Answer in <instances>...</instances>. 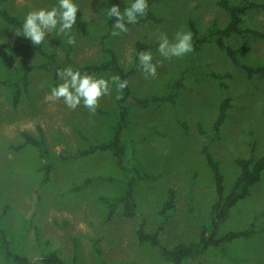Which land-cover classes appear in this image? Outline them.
Returning a JSON list of instances; mask_svg holds the SVG:
<instances>
[{
  "label": "rangeland",
  "instance_id": "rangeland-1",
  "mask_svg": "<svg viewBox=\"0 0 264 264\" xmlns=\"http://www.w3.org/2000/svg\"><path fill=\"white\" fill-rule=\"evenodd\" d=\"M220 0H159L152 13L162 22H139L127 25L128 31L113 37L104 10L118 3L127 6L132 0H74L79 12L77 22L69 34L59 29L46 34L44 48L53 56L64 59L63 49L55 43L71 35L75 38L73 60L80 65L101 63L108 57L102 52L101 42L112 48L125 72L133 65L137 45L148 47L153 63L157 64L155 78H145L142 71L128 81L134 94L143 98L167 94L173 83L182 80L175 102L147 108L135 103L126 105L129 125L123 128L121 140L126 147L129 164L152 176L140 181L135 189L138 214L133 219L123 215L119 207L116 215L107 219L108 208L102 197L114 198L123 194L127 177L120 170L112 152L96 153L83 158L69 157L55 160L48 182H45L47 161L34 146L20 148L21 132L27 131L39 138L42 127L48 149L60 155L63 149H87L90 145L109 143L113 136L115 116L91 113L81 103L69 109L63 100H46L58 83L53 72L34 70L29 75V88L21 103L14 107L13 87H0V191L1 212L5 230L12 238V247L28 257L31 264H42L41 251L35 242V230L48 250L56 252L65 262L76 264H170L157 249L140 244L136 236L145 220L146 230L155 233L158 213L169 190L176 193L177 210L166 231L161 235L167 247L196 242L202 227L191 213L200 211L209 224L211 209L216 202L213 173L203 154L218 119L221 104L229 99L227 118L217 138L209 144L213 159L218 162L225 177L226 191L238 177L239 158L259 159L264 155V79H249L243 70L232 64L224 51L215 44L201 46L194 64L210 66L216 73L230 75L215 80L199 72L188 71L189 53L181 58L165 59L158 52V36L166 34L173 40L178 31H190L194 22L200 34L214 25L224 28L229 23L228 13L220 8ZM263 3L264 0H250ZM239 4L241 0H230ZM58 6V0H8L7 9L24 20L26 14L41 8ZM244 28L264 33V11L256 9L244 18ZM18 30L0 20V56L15 66L40 65L45 62L31 49L11 51L28 41ZM235 49L248 47V53L239 56L249 66L264 65V39L253 36H233L226 39ZM15 76L11 67L0 60V80ZM112 73L95 75L109 82L110 94L104 96L97 109L112 112L120 91L112 82ZM186 123L188 129L181 126ZM201 129V130H200ZM79 132L87 140L79 136ZM38 209L35 213V205ZM33 224H30V221ZM254 228L250 238H241L225 247H211L198 258L186 264H264V174L262 181L251 189V195L240 202L229 219L221 226L219 237L229 232ZM76 241V248L73 244ZM98 240L102 251L99 257L93 242ZM0 264H6L0 249Z\"/></svg>",
  "mask_w": 264,
  "mask_h": 264
},
{
  "label": "trees",
  "instance_id": "trees-1",
  "mask_svg": "<svg viewBox=\"0 0 264 264\" xmlns=\"http://www.w3.org/2000/svg\"><path fill=\"white\" fill-rule=\"evenodd\" d=\"M8 0H0V20L4 22L7 26L14 28L18 31L22 29V24L24 20L18 16L12 14L6 7V2ZM159 0H148L149 8L147 15L142 17L144 21H152L156 24L162 22V19L158 18L152 13V7ZM133 2V0H132ZM219 6L225 10L229 15V23L226 27L221 28L214 25L208 32L200 34L198 28L194 22H190V31L193 34L192 45L193 51L189 53V64L187 70L184 71L183 76L187 74L188 71L197 69L199 72L205 74L206 76L213 78L215 80H223L224 78L231 77L230 75H222L216 73L210 66L207 65H197L194 64V58L196 57L201 46L205 44H215L221 51H224L228 58L231 60L232 64L244 71L249 79L254 77H260L264 79V65L261 66H249L241 63L239 56L244 53H248L250 49L248 47H242L235 49L228 46L226 39L233 36H253L257 38L264 39V33L251 28H244V18L249 12L261 9L264 11V2L256 3L250 0H241L239 4H232L230 0H220ZM123 12L127 6H120ZM107 22L109 27L112 29V25L115 22L114 18L107 16ZM68 39V38H67ZM67 39L64 41H56L64 51V59H59L53 56L51 53L47 52L44 48L43 43L36 46L31 43L28 39L27 42L15 45L13 47H8L11 51H17L22 49H31L39 56L43 57L45 62L40 65H28V66H15L10 61L5 60L0 56L2 62L7 63L11 69L14 71L15 76L11 80L1 81V86L13 87L15 90L13 105L18 107L21 103L22 95L24 91H28L29 88V75L34 70H43L53 72L55 82H59L60 79L57 75L58 71L66 68L73 67L74 70H79L81 73L87 72L90 75H99L103 73H112L114 75H119L121 80H129L132 76L136 75L138 72L142 71L138 67L137 54L148 47L141 44L137 45L136 51L133 55V65L131 69L125 72L120 64L119 58L116 52L107 47L105 40L101 42L102 52L108 57L106 61L101 63H93L80 65L77 64L73 58L72 53L74 50L73 45L67 43ZM182 78L175 81L171 87V90L162 96H152L149 98H143L134 94L128 85L123 91H120L119 99L115 103V107L112 112L97 109L96 114L99 115H114V128L112 133V140L109 143H101L99 145H90L87 149H63L60 151V155L52 153L46 144L44 131L42 127H38L39 138L33 136L27 131L21 132L24 144L18 148L22 149L26 146H34L39 150L41 158L47 161V166L45 167V182H48L49 175L51 172V166L55 160H65L69 157L83 158L96 153L112 152L117 159L118 166L121 171L124 172L127 179L123 183V194L119 197L108 198L102 197L100 201L103 202L107 208V219L111 220L115 215L119 207L123 208V215L127 219H133L138 214V203L135 197V189L140 181H150L154 179L152 176L140 171L136 166L129 164L126 159V147L121 140V133L123 128L129 125V111L126 107L129 103H135L141 107L147 108L150 106L159 105L162 103L173 104L177 98L181 88L183 87ZM230 108V100H225L220 106V112L218 119L213 127L211 133H204L201 129V134H204L209 138V142L203 147V154L207 159L208 166L210 167L215 183L216 190V202L211 209V219L209 224H207L200 211L191 208V213L198 221L199 225L202 227L201 234L198 241L191 242L189 244H178L173 247H167L163 244L161 235L166 231V228L175 215L177 210L176 205V193L174 190H169L167 198L158 213L157 230L155 233H149L146 230V221L144 220L138 227L136 231V236L140 244H147L155 249H157L159 255L163 260L170 264H186L187 260L201 257L205 252L211 247H225L227 244L232 243L235 240L241 238H250L256 233V229L251 228L242 231L229 232L223 236L219 237V232L221 226L229 219L231 211L238 206V204L246 200L251 195V189L255 187L262 181V175L264 174V155L257 159L254 154L250 158H239L236 163L240 169L238 177L234 180L228 192L225 187V177L222 174L218 162H216L209 151V143L218 137L219 132L226 121L227 112ZM181 126L187 130L188 126L186 123L181 122ZM79 136L87 140L83 133L79 132ZM1 199V191H0ZM39 202L35 205V213L38 209ZM7 208L1 212V202H0V249L5 253L6 264H31L28 257L22 255V253L12 247V238L5 230L3 224V217L5 215ZM33 224V221H30ZM35 242L37 248L41 251L40 261L42 264H76V257L72 263L65 262L56 252L48 250V243H42L38 237V231L35 230ZM73 244L76 248V241L73 240ZM95 253L101 257L102 251L98 247V240L93 242ZM129 264H137L135 262Z\"/></svg>",
  "mask_w": 264,
  "mask_h": 264
},
{
  "label": "clouds",
  "instance_id": "clouds-1",
  "mask_svg": "<svg viewBox=\"0 0 264 264\" xmlns=\"http://www.w3.org/2000/svg\"><path fill=\"white\" fill-rule=\"evenodd\" d=\"M149 8L148 0H133L122 12L118 5H113L104 10L108 17L114 18L111 35L119 36L129 29L127 25H134L139 18L145 17ZM79 8L74 0H58V6L51 9L41 8L29 11L22 24V29L17 35L29 39L32 44L38 46L45 40L46 34L59 29V32L69 34L77 22ZM193 34L191 31H178L173 40H169L166 34L158 36V52L165 59L181 58L193 51ZM67 43L75 44V38L68 35ZM138 67L142 70L145 78H155L157 64L153 63V55L150 51H140L137 54ZM61 83L51 89L46 100H63L64 104L75 110L83 103V106L91 113H95L100 100L110 94L109 82L104 78H96L87 72L81 73L69 66L57 73ZM118 90L123 91L128 87V80H121L119 75L111 77ZM119 99V97H117Z\"/></svg>",
  "mask_w": 264,
  "mask_h": 264
}]
</instances>
